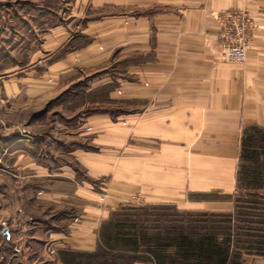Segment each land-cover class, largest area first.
Masks as SVG:
<instances>
[{"label":"crops","instance_id":"0c3cea01","mask_svg":"<svg viewBox=\"0 0 264 264\" xmlns=\"http://www.w3.org/2000/svg\"><path fill=\"white\" fill-rule=\"evenodd\" d=\"M68 2V15L28 54L23 68L32 69L5 92L40 107L87 77L122 109L82 119L72 165L39 167L40 204L75 216L44 230V264L94 251L100 224L125 205L230 213L241 130L264 131V0ZM232 10L256 26L241 65L217 58L215 16Z\"/></svg>","mask_w":264,"mask_h":264},{"label":"rangeland","instance_id":"374dc122","mask_svg":"<svg viewBox=\"0 0 264 264\" xmlns=\"http://www.w3.org/2000/svg\"><path fill=\"white\" fill-rule=\"evenodd\" d=\"M68 9V0H0V230L8 228L10 238L4 242L0 231V264H44L39 257L47 236L44 230L61 229L58 219L75 216L72 209L40 204L47 181L41 179V187L36 177L39 167L48 174L53 166L72 165L67 152L85 142L80 137L82 119L98 108L122 109L106 98L107 88L91 89L95 81L87 77L40 107L5 92L3 86L30 70L23 68L28 54L44 31L68 15ZM20 153L24 160L17 158Z\"/></svg>","mask_w":264,"mask_h":264},{"label":"trees","instance_id":"16d2710c","mask_svg":"<svg viewBox=\"0 0 264 264\" xmlns=\"http://www.w3.org/2000/svg\"><path fill=\"white\" fill-rule=\"evenodd\" d=\"M244 256L264 258V131L256 126L241 130L230 213L125 205L100 224L94 251L58 253L62 264H242Z\"/></svg>","mask_w":264,"mask_h":264},{"label":"built area","instance_id":"2783aa9c","mask_svg":"<svg viewBox=\"0 0 264 264\" xmlns=\"http://www.w3.org/2000/svg\"><path fill=\"white\" fill-rule=\"evenodd\" d=\"M215 20L217 58L228 64H243L256 26L245 13L236 10L216 15Z\"/></svg>","mask_w":264,"mask_h":264},{"label":"water","instance_id":"95a60500","mask_svg":"<svg viewBox=\"0 0 264 264\" xmlns=\"http://www.w3.org/2000/svg\"><path fill=\"white\" fill-rule=\"evenodd\" d=\"M6 233H7L6 229L1 230V234L6 235Z\"/></svg>","mask_w":264,"mask_h":264}]
</instances>
